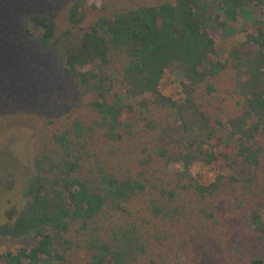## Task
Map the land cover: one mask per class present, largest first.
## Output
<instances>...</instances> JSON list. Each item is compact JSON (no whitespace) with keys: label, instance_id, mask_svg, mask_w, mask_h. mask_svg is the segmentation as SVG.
<instances>
[{"label":"trees","instance_id":"trees-1","mask_svg":"<svg viewBox=\"0 0 264 264\" xmlns=\"http://www.w3.org/2000/svg\"><path fill=\"white\" fill-rule=\"evenodd\" d=\"M87 1L44 13L10 12L0 2V28L4 17L18 25L64 77L61 114L37 125L36 177L24 205L0 226V237H30L34 245L0 254V264L43 257L48 264H192L222 258L224 229L243 218L264 241L257 214L264 208V0H208L226 21L248 5L263 17L242 31L251 48L214 63L192 0H129L113 9ZM164 71L182 77L181 101L159 94ZM223 72L229 89L216 103L229 101L231 110L220 118L205 99ZM232 153L249 176L216 174L201 184L189 172ZM175 163L181 171L167 169Z\"/></svg>","mask_w":264,"mask_h":264},{"label":"rangeland","instance_id":"rangeland-1","mask_svg":"<svg viewBox=\"0 0 264 264\" xmlns=\"http://www.w3.org/2000/svg\"><path fill=\"white\" fill-rule=\"evenodd\" d=\"M1 1L7 3L10 12L19 8L44 13L48 10L60 12L68 0ZM131 1L135 4H152L157 0ZM120 2L127 3L129 0H88L86 6L113 9ZM192 11L201 28L213 40L214 52L209 57L210 63L224 61L228 53L239 46L242 50L251 48L242 45V31L263 19L258 8L248 5L240 10L234 21H226L208 0H192ZM3 19L6 27L0 28V226L10 224L24 205L26 199L22 193L36 177L33 160L38 146L37 125L48 120L52 112L54 115L61 114L60 92L64 80L52 54L39 51L21 34L18 25L9 26L5 17ZM221 23L223 26L218 25ZM206 68V63L201 65V69ZM212 82L216 91L206 96L205 101L211 104V112L215 116L223 118L224 112L231 110V102L216 101L221 100L223 91L229 89L228 73L223 72ZM182 83L183 79L177 71H164L158 92L173 101H181ZM211 129L226 145L234 147L233 140L226 139L222 131L215 126ZM146 163L148 167L153 165L150 161ZM167 169L181 171L176 163L168 165ZM189 172L201 184L210 183L216 174L242 179L251 173L233 153L225 163L220 161L209 166L194 163ZM257 214L264 226V208H259ZM222 241V258L207 256L194 260L192 264H249L253 259L264 262V241L245 218L225 228ZM33 245L34 240L30 237H0V254ZM49 262L43 257L36 264Z\"/></svg>","mask_w":264,"mask_h":264}]
</instances>
